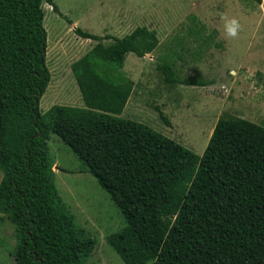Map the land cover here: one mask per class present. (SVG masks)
Instances as JSON below:
<instances>
[{
	"label": "trees",
	"instance_id": "trees-1",
	"mask_svg": "<svg viewBox=\"0 0 264 264\" xmlns=\"http://www.w3.org/2000/svg\"><path fill=\"white\" fill-rule=\"evenodd\" d=\"M43 2L57 11L52 0H0V214L14 226V264H82L89 250L59 205L49 133L119 209L125 227L109 242L126 264H264V121L220 115L195 155L118 117L133 86L125 55L157 45L144 26L121 37L74 27L95 41L70 63L82 106L40 112L49 81ZM156 68L166 84H205L179 78L169 59Z\"/></svg>",
	"mask_w": 264,
	"mask_h": 264
},
{
	"label": "rangeland",
	"instance_id": "rangeland-1",
	"mask_svg": "<svg viewBox=\"0 0 264 264\" xmlns=\"http://www.w3.org/2000/svg\"><path fill=\"white\" fill-rule=\"evenodd\" d=\"M52 2L59 12L45 2L41 5L49 81L38 100L40 112L52 105L82 106L70 63L95 41L75 34L74 27L97 36L121 37L131 26H144L155 32L157 45L141 58L125 55L121 72L134 83L122 118L148 126L195 155L201 154L220 115L256 124L264 121V0ZM119 6L133 12V21L123 29L114 28L110 12ZM232 18L241 25L235 38L225 32L226 19ZM162 59L172 62L179 78H199L205 84L164 83L156 68ZM46 143L59 205L90 242L82 264H126L109 242L110 234L125 227L119 209L55 134L49 133ZM14 241L13 224L0 214V264H14L9 254Z\"/></svg>",
	"mask_w": 264,
	"mask_h": 264
},
{
	"label": "crops",
	"instance_id": "crops-1",
	"mask_svg": "<svg viewBox=\"0 0 264 264\" xmlns=\"http://www.w3.org/2000/svg\"><path fill=\"white\" fill-rule=\"evenodd\" d=\"M52 3H53V2H52ZM55 7L57 8L56 5H55ZM57 12H59V11L57 10ZM110 12H112V17H113L112 21L115 22V24H114V28H115V29H123V28L126 26L125 24H127V23H131V22L133 21V12H132V11H129V10L126 9V8H121V7L119 6L118 9H117V8H115V7H112ZM69 21H72V20H69ZM72 23L77 25V23H76L75 20L72 21ZM76 27H78V26H76ZM135 27H136V26H131V30H132L133 28H135ZM78 28H79V27H78ZM81 30H82V29H81ZM137 58H141V57H137ZM123 68H124V67L121 68V71H122V72H125V68H124V69H123ZM130 73H131V71H129V74H130ZM123 74H124V73H123ZM124 75H125V77L129 78V79L133 82V78H132L130 75H128V74H124ZM133 83H134V82H133ZM131 91H132V89H131ZM130 97H131V92H130V94H129V96H128L126 102H125V105H124V107H123L121 113L119 114V116L122 117V116H123L122 113L125 111V109L128 108V104H129ZM78 107H81V106H78Z\"/></svg>",
	"mask_w": 264,
	"mask_h": 264
},
{
	"label": "clouds",
	"instance_id": "clouds-1",
	"mask_svg": "<svg viewBox=\"0 0 264 264\" xmlns=\"http://www.w3.org/2000/svg\"><path fill=\"white\" fill-rule=\"evenodd\" d=\"M223 18L224 17L222 16V19ZM240 29H241V25L237 19L235 18L226 19L225 32L227 36L235 38L238 35Z\"/></svg>",
	"mask_w": 264,
	"mask_h": 264
}]
</instances>
